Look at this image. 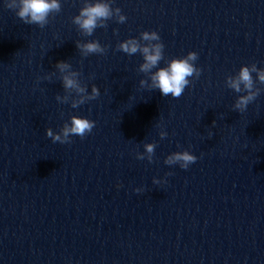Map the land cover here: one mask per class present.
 <instances>
[{"label": "clouds", "instance_id": "obj_1", "mask_svg": "<svg viewBox=\"0 0 264 264\" xmlns=\"http://www.w3.org/2000/svg\"><path fill=\"white\" fill-rule=\"evenodd\" d=\"M112 2L113 0H82L79 13L72 18L73 24L77 26L81 35L92 36L97 28H106L107 21L112 19L118 23L126 21L127 17L122 14L119 7L113 8ZM5 6L14 10L16 16L24 24L37 25L40 28H44L50 22V17L62 10L60 0H5ZM76 47L84 57L91 54H105L107 51V47L102 46L97 40L77 41ZM164 47L156 31H142L139 38H128L117 44V50L129 56L137 53L142 56L143 62L140 63L138 72L143 73L146 79L139 81L141 88L159 90L165 97L171 95L172 98L178 99L192 83V78H199L201 74V69L195 65L198 54L190 51L186 56L167 60L166 65L160 67V62L165 59ZM55 68L60 74L59 78L65 92L62 96H56L59 103H70L75 109L100 95L96 85H92L91 92H88L87 84L80 79L81 73L73 70L69 62L59 61ZM253 73H255V78ZM52 75L55 73H50L43 79L51 80ZM225 84L234 92L243 93L238 95L233 105L235 111L242 113L246 111L250 103L256 100L261 91H264L257 86L258 84L264 85V69L258 68L255 63L242 65L235 75L226 77ZM94 127L95 121L79 115H71L70 120L65 122L59 131L47 128L46 136L54 143L68 144L72 142V136H79L83 139L92 132ZM167 135L168 133L164 130L159 132L161 139ZM211 136L212 133L209 132V138ZM143 147L144 152L136 153L137 159H147L151 163L157 144L155 142L145 143ZM196 160L197 157L190 151L183 150L168 155L164 163L169 166L179 165L180 168L187 169ZM153 183L159 184L161 181L154 178ZM135 191L140 192L141 189L137 188Z\"/></svg>", "mask_w": 264, "mask_h": 264}]
</instances>
